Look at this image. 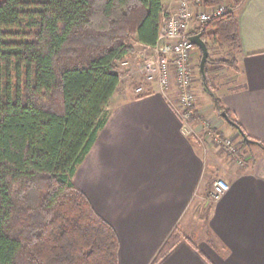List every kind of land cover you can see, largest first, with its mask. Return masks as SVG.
Masks as SVG:
<instances>
[{"label": "trees", "instance_id": "1", "mask_svg": "<svg viewBox=\"0 0 264 264\" xmlns=\"http://www.w3.org/2000/svg\"><path fill=\"white\" fill-rule=\"evenodd\" d=\"M202 1L227 12L192 34L239 52L245 0ZM163 13V0H0V264H119L115 229L74 176L107 123L121 62L135 43H157ZM212 64L238 69L209 55L206 73ZM181 238L174 230L156 261Z\"/></svg>", "mask_w": 264, "mask_h": 264}, {"label": "crops", "instance_id": "2", "mask_svg": "<svg viewBox=\"0 0 264 264\" xmlns=\"http://www.w3.org/2000/svg\"><path fill=\"white\" fill-rule=\"evenodd\" d=\"M163 4L164 13L173 8V0ZM236 16L239 82L223 86L219 97L246 136L264 146V0H245ZM120 78L107 123L74 176L115 229L119 264H264V147L251 144L243 168L214 166L212 152L190 134L191 123L174 102L175 83L167 92L147 85L138 95L129 84L136 79ZM231 131L241 138L236 128ZM220 179L228 191L210 203ZM204 201L211 236L194 237L188 230ZM174 230L182 238L156 261Z\"/></svg>", "mask_w": 264, "mask_h": 264}, {"label": "built area", "instance_id": "3", "mask_svg": "<svg viewBox=\"0 0 264 264\" xmlns=\"http://www.w3.org/2000/svg\"><path fill=\"white\" fill-rule=\"evenodd\" d=\"M202 6V0H173V8L168 14L163 13L157 43L153 46L135 43L137 46L140 44V48L121 62L125 76L132 77L134 72L141 75L142 83L135 88L138 95L146 93L147 85L157 84L163 92H167L175 83L181 107L187 109L194 101L192 57L196 46L191 41L192 31L201 29L227 12L224 5L203 7L200 11ZM228 188L224 180H217L211 199L218 200Z\"/></svg>", "mask_w": 264, "mask_h": 264}, {"label": "rangeland", "instance_id": "4", "mask_svg": "<svg viewBox=\"0 0 264 264\" xmlns=\"http://www.w3.org/2000/svg\"><path fill=\"white\" fill-rule=\"evenodd\" d=\"M224 6L226 7V4H224ZM203 7L204 6L199 8V10L203 11ZM166 13L168 14L169 11ZM22 32H27V30L23 29ZM137 49L138 48L135 45L134 51ZM236 54L237 53L229 47H221L215 44L212 40L209 41V55L213 60L226 59L232 61L236 59ZM192 60L194 66V101L187 107V109L181 107L182 105L179 103L178 97L176 100L174 99V102L179 106L182 115L186 110L190 111V117H186V119L189 120V123H191L188 127L190 134L196 138L198 144L201 145L203 149L212 152L213 157L211 158L214 166L218 167L221 163H224L222 166H225V164L228 163H236L239 167L243 168L248 160V150L241 149L242 139L232 135L231 130H234V128L228 124L224 117L219 115L214 107L212 98L204 90L199 68L201 52L198 47L193 51ZM234 70L235 69L231 70L227 66L217 64L209 66L207 76L211 88L218 97L225 91L222 90L223 86H229L228 84L236 85L239 82L236 80L239 79V76L236 75L237 72ZM119 73L124 75V72H121L120 69ZM231 75L234 77H230ZM132 77L138 80L131 79V82H129L130 88L135 89L142 81V77L138 72L132 73ZM211 191L212 189L210 190L209 202L213 203L214 201L211 199ZM206 202L207 201H204L199 205L197 204L192 224L188 230V233H192L194 237H204L206 233L208 234V237L211 236L210 230H208L207 227V215L209 209L206 207Z\"/></svg>", "mask_w": 264, "mask_h": 264}, {"label": "water", "instance_id": "5", "mask_svg": "<svg viewBox=\"0 0 264 264\" xmlns=\"http://www.w3.org/2000/svg\"><path fill=\"white\" fill-rule=\"evenodd\" d=\"M191 41L194 43V45L196 47H198L201 52H202V58H201V62H200V75L203 81V86H204V90L209 93V94H214V92L210 89L209 86V80H208V76L206 73V64L208 61V57H209V48L208 45L206 44V42L203 40L202 35L201 34H195L193 36H191ZM222 117L225 118V120L231 124L232 126L236 127V124L229 118V116L223 112L222 113ZM242 136L244 137V139L250 143V144H257L256 142L248 139L244 133H242Z\"/></svg>", "mask_w": 264, "mask_h": 264}]
</instances>
